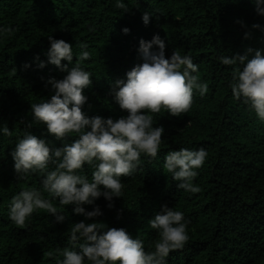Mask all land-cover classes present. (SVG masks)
<instances>
[{
    "label": "trees",
    "instance_id": "obj_1",
    "mask_svg": "<svg viewBox=\"0 0 264 264\" xmlns=\"http://www.w3.org/2000/svg\"><path fill=\"white\" fill-rule=\"evenodd\" d=\"M125 2L126 12L115 6V0H0V26L12 29L0 36V127L11 130L9 136L0 134V264H57L63 258L58 250L70 246L71 225L85 219L73 205L61 206L55 199L63 222L43 209L22 226L8 217L17 192L41 187V173L19 178L14 168L11 153L24 130L52 148L76 139H57L31 114V102L52 95L51 86L46 87L48 78L67 74L47 62L48 36L73 43L74 53L80 51V41L87 42L92 56L83 67L93 76L84 90L88 96L84 110L90 116L118 118L126 112L113 98L111 84L143 63L139 42L157 33L166 42L167 56L177 50L193 58L208 92L204 96L194 92L188 113L171 116L162 109L154 114V123L165 128L158 157L142 155L141 170L122 177V197L114 198L111 208L103 196L97 199L103 215L93 219L124 227L147 246L158 238L148 220L167 204L190 221L189 241L184 249L170 253L169 264H264V121L233 97L229 82L234 66L218 59L243 54L249 47L264 49V32L251 28L264 24V16L257 14L252 0ZM146 11L153 13L147 25L142 19ZM41 60L46 62L43 68L38 66ZM181 147L207 150L194 180L200 187L197 193L178 189L164 168L166 153ZM91 172L85 164L89 178ZM94 207L85 205L87 210Z\"/></svg>",
    "mask_w": 264,
    "mask_h": 264
},
{
    "label": "clouds",
    "instance_id": "obj_2",
    "mask_svg": "<svg viewBox=\"0 0 264 264\" xmlns=\"http://www.w3.org/2000/svg\"><path fill=\"white\" fill-rule=\"evenodd\" d=\"M252 2L257 14L264 16V0ZM115 6L124 12L129 9L125 0H115ZM151 15L147 11L143 13L146 25ZM251 28L264 32L261 23H254ZM11 30L10 26H0V36ZM123 31L128 33L130 29L125 27ZM250 35L251 31L245 32L246 37ZM48 40L47 62L67 74L61 79L48 78L46 87L51 86L52 95L31 102V114L34 122L45 124L57 139L69 136L76 139L63 147L52 148L45 139L27 130L18 137L11 154L19 178L37 172L42 178L40 188H24L12 197L9 219L22 226L34 212L43 209L63 222L65 216L53 203L55 199L61 206L73 205V211L85 217L71 225L70 246L58 250L63 258L57 264H169L170 253L184 249L189 241L190 221L183 211L164 204L148 220L158 238L146 246L144 240L134 238L126 228L109 227L93 219L103 215L95 202L103 196L109 202L108 207H113L114 198L122 197L125 187L122 177L133 176L141 170L142 155L158 157L165 128L154 123V114L162 109L171 116L188 113L194 92L200 96L208 92L207 82L199 79V65L190 55L177 50L167 56L166 42L159 33L151 40L142 38L138 50L143 63L129 70L126 78L111 84L113 98L126 115L90 116L84 110L88 101L84 90L91 86L93 76L83 67V62L92 56L87 42L80 41V51L74 53L73 43L52 35ZM218 59L224 65L234 66L229 82L233 97L242 100L264 121V49L249 47L243 54ZM64 60L69 63H62ZM45 64L41 60L38 66L43 68ZM0 134L9 136L11 130L4 125L0 127ZM206 158L204 147H181L166 153L164 168L177 182L178 189L197 193L200 187L194 180ZM85 164L92 169L91 178L85 173ZM85 205L95 207L87 210Z\"/></svg>",
    "mask_w": 264,
    "mask_h": 264
}]
</instances>
